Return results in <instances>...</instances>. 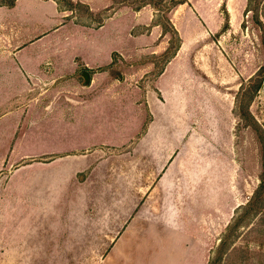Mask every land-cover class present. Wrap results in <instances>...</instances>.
<instances>
[{
  "label": "rangeland",
  "instance_id": "rangeland-1",
  "mask_svg": "<svg viewBox=\"0 0 264 264\" xmlns=\"http://www.w3.org/2000/svg\"><path fill=\"white\" fill-rule=\"evenodd\" d=\"M55 1L32 48L48 79L30 81L19 141L0 144V264H118L89 232L125 209L186 233L187 264H210L229 229L216 264H264V0ZM169 21L181 44L158 78ZM149 113L162 143L113 151Z\"/></svg>",
  "mask_w": 264,
  "mask_h": 264
},
{
  "label": "crops",
  "instance_id": "crops-1",
  "mask_svg": "<svg viewBox=\"0 0 264 264\" xmlns=\"http://www.w3.org/2000/svg\"><path fill=\"white\" fill-rule=\"evenodd\" d=\"M48 1H54L58 4L55 0H16L12 7L0 6V144L4 147L19 141L16 139L17 121L24 117L25 109L31 107L30 92L32 87L30 81L33 79L35 81L47 80L49 76L47 53L40 51V54L33 55L32 51V48L38 46L39 43L47 44L48 27H50L51 22ZM157 26L160 27V25ZM177 32L179 36L182 35L178 30ZM176 56L166 64L158 78L167 72ZM151 111L154 115L155 111ZM168 113L170 114V112ZM152 114L149 113L150 120L145 121L141 131L133 140L126 146L113 147V151L125 150L129 146L132 148L140 140L141 143L138 146L140 144L145 145L147 142L162 143L163 139H160L159 135H155V120L152 118ZM77 116L79 118V115ZM80 128H82L81 125L80 127L74 126L73 132H71L72 138L79 137L80 140L77 144L83 143L88 136L83 139L81 137L83 132L82 130L80 132ZM56 129L58 135L66 136L67 127L63 122L56 124ZM91 129L96 130L97 125L92 126ZM101 130V133L98 132L97 134L100 137L105 135L104 130ZM95 136L93 133L88 140L96 142ZM100 141H105V139ZM167 142L170 143V141ZM168 145L164 146L165 159L170 158L169 152L172 153L171 150L169 151L171 145ZM129 152L131 151H125L122 154ZM68 156L61 154L63 158ZM26 159L24 165L33 162L29 157ZM122 208L125 209L126 207ZM122 211L120 210L119 213L122 214ZM123 214L125 216L121 220L116 218L113 221H107L106 225H102V229H90L89 239L104 240L108 243L106 251L109 250V253L107 254L104 249L106 260L111 259L114 263L121 261L118 264H126V261H130L128 264H187L190 246L186 233L177 232L173 230L174 228L166 224L162 225L160 222L155 223L140 219L138 214H135L134 219L129 220L126 209ZM104 241H102V245L106 244ZM133 248L136 251L130 253ZM129 256H131L130 260Z\"/></svg>",
  "mask_w": 264,
  "mask_h": 264
},
{
  "label": "trees",
  "instance_id": "trees-1",
  "mask_svg": "<svg viewBox=\"0 0 264 264\" xmlns=\"http://www.w3.org/2000/svg\"><path fill=\"white\" fill-rule=\"evenodd\" d=\"M15 1L16 0H0V6L12 7V6H14ZM151 1L153 2V0H151ZM152 2H150V1L145 2V0H143V1H141V5L138 8H143V7L148 6V5H150L153 8H155V6L152 5ZM185 2H186L185 0H173L172 7H171L170 11L172 9H174L175 7H177V6L184 4ZM158 25H160V24H158ZM169 25H170V29L164 28V27H162V28H163L165 34L171 33V36L173 37L172 40H175V44H173L172 41H170V45L171 46L163 54V55L166 54L167 56H169V58L167 59L165 65H164V67L166 66V64L168 62L171 61V59H173L176 56L177 52L180 49V44H181V38L179 36V33L177 32V30L174 28V26L171 24L170 21H169ZM164 67L162 68L161 73L163 72ZM84 73H85V76H86L85 85H89L90 82H91V76H92V74L94 72H89V70L85 69V72H83V74ZM262 183H264V182H262ZM231 236H232V229H229V231L226 233V235L224 236V238L220 242V245H219V247L217 249V252H216L214 258L211 259L210 264H216L218 261L221 260V258H222V256H221L222 250L228 244ZM216 255H217V257H216Z\"/></svg>",
  "mask_w": 264,
  "mask_h": 264
}]
</instances>
